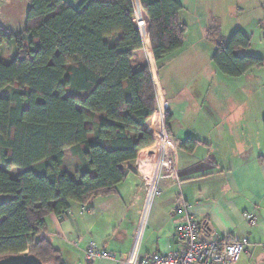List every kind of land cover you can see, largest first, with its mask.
Segmentation results:
<instances>
[{"label":"trees","instance_id":"obj_1","mask_svg":"<svg viewBox=\"0 0 264 264\" xmlns=\"http://www.w3.org/2000/svg\"><path fill=\"white\" fill-rule=\"evenodd\" d=\"M27 1L26 37L0 25V46L16 40V50L0 57V94L17 86L0 96V194L8 196L0 202V257L29 252L67 264L43 235L50 217H63L72 202L89 205L114 193L155 142L146 130L158 108L151 66L183 46L187 26L177 0H139L150 18L152 56L134 68V52L144 48L135 0ZM208 36L224 74L240 77L263 65L262 57L238 54L251 45L244 32L225 40L214 25ZM171 119L165 111L167 127ZM198 144L187 139L181 147L193 152ZM74 146L84 158L78 179L64 166L65 149ZM13 168L23 170L14 177Z\"/></svg>","mask_w":264,"mask_h":264},{"label":"crops","instance_id":"obj_2","mask_svg":"<svg viewBox=\"0 0 264 264\" xmlns=\"http://www.w3.org/2000/svg\"><path fill=\"white\" fill-rule=\"evenodd\" d=\"M11 1L1 2L9 5ZM177 1L184 7L180 19L187 26V3L201 0ZM135 3L134 22L144 41V48L134 52L133 67L139 68L150 62L152 48L150 18L139 0ZM160 103L158 99L156 112L146 122L155 142L140 151L126 180L114 193L99 196L89 205L72 202L63 217L52 215L43 235L67 264H117L107 259L87 262L91 243L117 253L120 264H142L148 255L178 248L175 232L181 217L176 208L182 197L191 214L208 228V237H250L248 252L235 264H264V133H254L243 119L224 121L223 116L215 122L205 119L206 124L195 128L186 125V102ZM180 105L183 109L174 108ZM165 111L172 114L168 127ZM187 139L200 141L193 152L181 147ZM83 165L80 146L65 149L64 166L71 176L78 179L76 172ZM36 169L41 172L40 164ZM22 170L10 172L16 177ZM245 212L257 216L256 226L243 217Z\"/></svg>","mask_w":264,"mask_h":264},{"label":"rangeland","instance_id":"obj_3","mask_svg":"<svg viewBox=\"0 0 264 264\" xmlns=\"http://www.w3.org/2000/svg\"><path fill=\"white\" fill-rule=\"evenodd\" d=\"M1 1L0 25L11 34H24L28 1L12 0L9 5ZM68 1L74 4L78 0ZM184 15L187 31L183 46L151 66L159 103L167 106L186 102V125L195 128L223 116L224 121L243 119L254 133H264V63L240 77L224 74L213 59L216 41L208 36L214 25L220 27L225 40L240 30L249 36L251 45L240 48L238 54L264 60V0L192 1L187 3ZM15 50L16 40L3 44L0 57ZM16 89V85L10 86L0 96L10 95ZM174 108L183 109L181 105ZM100 119L101 116H95L91 124L96 126ZM7 198L0 194V202Z\"/></svg>","mask_w":264,"mask_h":264},{"label":"built area","instance_id":"obj_4","mask_svg":"<svg viewBox=\"0 0 264 264\" xmlns=\"http://www.w3.org/2000/svg\"><path fill=\"white\" fill-rule=\"evenodd\" d=\"M167 144L168 136L165 135L164 145ZM190 209V205L181 197L176 208L177 215L181 217L175 232L178 248L167 253L148 255L142 264H235L243 253L248 252L252 244L249 236L237 237L230 234L222 239L210 238L204 223L192 215ZM243 217L252 226L258 224L255 214L245 212ZM99 259L121 263L117 253L89 244L86 261L91 263Z\"/></svg>","mask_w":264,"mask_h":264},{"label":"water","instance_id":"obj_5","mask_svg":"<svg viewBox=\"0 0 264 264\" xmlns=\"http://www.w3.org/2000/svg\"><path fill=\"white\" fill-rule=\"evenodd\" d=\"M0 264H53L44 262L35 254L29 252L21 253L18 255H6L0 257Z\"/></svg>","mask_w":264,"mask_h":264}]
</instances>
